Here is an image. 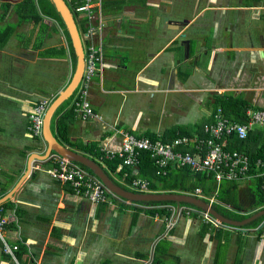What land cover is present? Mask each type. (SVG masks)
Here are the masks:
<instances>
[{
  "label": "crops",
  "instance_id": "obj_1",
  "mask_svg": "<svg viewBox=\"0 0 264 264\" xmlns=\"http://www.w3.org/2000/svg\"><path fill=\"white\" fill-rule=\"evenodd\" d=\"M24 1L0 0V200L12 194L0 207L5 243L20 248L13 259L0 241V264H264L258 234L218 228L196 214L169 224V210L122 198L114 208L93 206L46 174L56 166L52 157L32 164L47 146L30 134L29 114L42 98L56 99L76 66L59 22L38 0H30L31 16ZM102 7L107 66L90 89L97 118L77 119L71 104L55 114L60 106L50 129L62 145L92 159L86 149L119 153L125 133L195 135L213 122L220 95H242L264 110V0H102ZM81 24L80 35L86 16ZM111 178L124 184L119 174ZM236 185L230 204L210 202L214 194L201 200L245 219L264 210L254 208L260 200L250 181ZM257 228L264 231V221Z\"/></svg>",
  "mask_w": 264,
  "mask_h": 264
},
{
  "label": "built area",
  "instance_id": "obj_2",
  "mask_svg": "<svg viewBox=\"0 0 264 264\" xmlns=\"http://www.w3.org/2000/svg\"><path fill=\"white\" fill-rule=\"evenodd\" d=\"M97 10L92 7L93 0H86L82 6L70 4L72 13L77 15L76 21L81 24L82 16H86L89 25L80 35L84 53L85 70L83 81L78 88L77 94L71 103V111L77 119L86 122L97 118L90 96L91 85L97 77H103L106 70L104 46L102 43L104 21L102 15V0H98ZM55 96L42 98L31 110L29 114V132L37 139H42L43 124L45 114L54 101ZM249 121L247 124H240L226 117L219 109L214 114L213 123L205 127V137L199 134L194 136H181L172 142H164L160 137L152 140L150 137H138L134 134H123L122 149L119 153L104 150L101 154L100 162L102 164L120 161L122 164L118 174L125 169L133 171V180L128 185L130 189L140 194H149L150 183L148 180L138 176L139 165L143 153H148L154 161L157 168L156 176L165 177L171 169H191L194 173L213 175L217 185L216 192L209 198L210 202H216L219 188L224 182H243L260 180L264 183V157L255 162L251 157L239 151L227 149V140L231 136H238L240 139L248 137L250 131L255 128H264V110L247 111ZM52 160L56 166L53 169L45 170L46 174L54 181L60 184L68 185L74 191L77 197L87 200L93 206L106 205L111 208L116 207V203L122 200L113 194L109 189L95 176L91 175L81 165L58 155H53ZM42 170L41 167H37ZM128 178L127 175L122 182ZM199 199L207 198L202 189L198 188L192 193H181ZM159 205H147L155 208ZM163 209L170 211V221L173 216H202L205 220L212 222L218 228H228L230 230L242 231L243 234L259 235L264 239V231L260 228L239 229L225 225L203 210L194 209L187 206H168L161 205ZM3 209L0 207V241L5 244V252L15 259V252L19 247H9L5 243L4 233L7 220L2 215ZM172 225H170L171 228Z\"/></svg>",
  "mask_w": 264,
  "mask_h": 264
},
{
  "label": "trees",
  "instance_id": "obj_3",
  "mask_svg": "<svg viewBox=\"0 0 264 264\" xmlns=\"http://www.w3.org/2000/svg\"><path fill=\"white\" fill-rule=\"evenodd\" d=\"M26 5V10L29 11L31 16L35 15L37 12L36 6L32 5V1L30 0H25L24 1ZM85 3V0H79L78 4L74 6H82ZM38 7L41 9L42 13L55 18L60 26L63 28V31L65 32V36L68 40V45L69 49L71 52V58L72 62L76 64V57L74 50H72V46L70 43V39L68 37V33L64 27V24L60 18V15L57 13L56 9L54 8L53 4L49 2V0H38ZM92 7L97 10L98 7V1L93 0ZM103 10V7H102ZM77 18V15H75ZM82 27L85 26V21H82ZM74 97H71L68 101H66L55 114H58L59 111L66 107H68ZM222 109L224 115L231 119L232 121L238 122L240 124H247L249 121V118L247 116V111L249 109L257 111L255 108H253L242 95H220L217 96L215 100V113L219 110ZM71 112V110H70ZM213 120H214V115H213ZM213 123V122H211ZM210 123V124H211ZM208 125V124H207ZM206 127V126H205ZM205 127H201L200 132H198L199 135L202 137H205ZM64 128L59 125L58 131L59 134L63 132ZM196 135V134H195ZM181 136H194L188 132H180V133H174L171 135H167L163 138H161L164 142H172L176 138L181 137ZM152 140H157L159 137L154 136V135H149ZM227 149L234 150V151H239V152H244L248 154L252 161H256L258 159H262L264 157V128H255L254 130L250 131L248 134V137L245 139H240L238 136H231L227 140ZM87 154L89 156H93L92 159L94 161H97L98 159L100 160L102 155L100 153H97L95 150L92 149H86ZM100 164V163H99ZM121 162H113V163H106L100 164L102 168L105 170L107 173L106 175L111 178V174H118V170L121 166ZM83 167V166H82ZM85 170H87L91 175L93 173L83 167ZM139 173L138 176L141 178H144L149 181L150 183V191H156V190H162L163 193L168 192V193H192L196 189L200 188L203 190V192L208 195V194H214L216 192V183L214 182L213 175H207V174H199V173H194L191 169H171L170 172L165 176V177H159L156 176L157 168L154 165V161L151 159L150 155L148 153H143L139 165ZM133 171L129 169H125L124 172L119 174V178L122 182L123 178L125 175L128 176V178L125 180L124 184L117 183L114 181V183L121 187L122 189L126 191H130L129 187L127 186L131 183L133 180ZM113 180V179H112ZM123 183V182H122ZM237 183H231V182H224L219 189L218 193V199L220 202L225 203V204H230L231 202V192L236 189ZM250 186L252 189V195L257 197L260 202L258 203L260 206L259 207H254L256 210L263 208L264 206V196L262 194V190L264 189V183L261 182L260 180H252L250 181ZM174 203L172 202H152L148 203L146 205H173ZM6 206V205H5ZM214 209H216L220 214L223 216L242 221L245 219V216H240V215H235L227 210L225 208L215 205ZM235 209L240 211L239 206H235ZM159 212L160 214H165L166 210L159 207L154 210V212ZM264 221V217L259 219L258 221L254 222L253 224L248 225V228H257L262 222ZM20 249V248H19Z\"/></svg>",
  "mask_w": 264,
  "mask_h": 264
},
{
  "label": "water",
  "instance_id": "obj_4",
  "mask_svg": "<svg viewBox=\"0 0 264 264\" xmlns=\"http://www.w3.org/2000/svg\"><path fill=\"white\" fill-rule=\"evenodd\" d=\"M56 9L57 13L60 15V18L64 24V27L68 33V37L70 39V43L72 46V50H74L75 57H76V72L74 78H72L71 83L62 90L56 99L52 102L49 106L45 117H44V124H43V133L42 139L47 146L45 153L40 155H34L32 157L33 161L32 164L36 161L46 162L49 160L53 155H58L62 158L68 159L76 164H79L86 169L90 170L93 175L98 178L113 194L117 195L118 197L129 200L131 202L136 203H152V202H172L176 204H189L192 206H196L201 208L207 212H209L214 218L219 220L221 223L232 226V227H245L254 222L258 221L262 217H264V210L256 213L253 216H250L243 221H236L230 218H227L220 214L216 209L212 208L209 204L205 201L192 197L186 194H179V193H149V194H140L135 192H128L121 187L117 186L106 174L105 170L102 168L99 163L92 160L91 158L80 155L72 150L69 147L62 145L57 138H55L50 129L51 119L56 112V110L62 106L66 101H68L72 95H75L76 91L78 90L79 86L82 83L84 70H85V53L82 45V41L80 38V31L78 29V24L76 21V16L72 13L70 6L68 5L67 0H49ZM186 36H181V38H185ZM186 51L187 57L190 53V41L186 40ZM262 194L264 196V189L262 190ZM12 197L6 196L4 200H0V206L4 204L9 198Z\"/></svg>",
  "mask_w": 264,
  "mask_h": 264
},
{
  "label": "rangeland",
  "instance_id": "obj_5",
  "mask_svg": "<svg viewBox=\"0 0 264 264\" xmlns=\"http://www.w3.org/2000/svg\"><path fill=\"white\" fill-rule=\"evenodd\" d=\"M68 5L70 6V3H68Z\"/></svg>",
  "mask_w": 264,
  "mask_h": 264
}]
</instances>
